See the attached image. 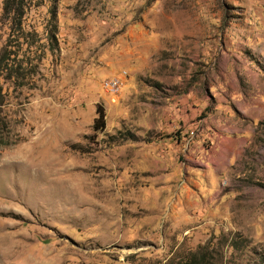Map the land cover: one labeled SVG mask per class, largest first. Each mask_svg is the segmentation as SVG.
I'll return each instance as SVG.
<instances>
[{
  "label": "rangeland",
  "instance_id": "obj_1",
  "mask_svg": "<svg viewBox=\"0 0 264 264\" xmlns=\"http://www.w3.org/2000/svg\"><path fill=\"white\" fill-rule=\"evenodd\" d=\"M5 1L0 264H264V0Z\"/></svg>",
  "mask_w": 264,
  "mask_h": 264
},
{
  "label": "crops",
  "instance_id": "obj_2",
  "mask_svg": "<svg viewBox=\"0 0 264 264\" xmlns=\"http://www.w3.org/2000/svg\"><path fill=\"white\" fill-rule=\"evenodd\" d=\"M232 132L228 130H217L211 135L212 140L215 141L213 146L205 151V157L211 165L219 163L223 159H230L234 153L235 145L241 146L247 143L248 132L246 128L238 130L239 138L233 139Z\"/></svg>",
  "mask_w": 264,
  "mask_h": 264
},
{
  "label": "trees",
  "instance_id": "obj_3",
  "mask_svg": "<svg viewBox=\"0 0 264 264\" xmlns=\"http://www.w3.org/2000/svg\"><path fill=\"white\" fill-rule=\"evenodd\" d=\"M8 1H5V6L8 5ZM9 60V55L7 54L6 51H3V53L0 56V81L3 78H9L11 77L13 79V77L15 76V71L14 73H12V67H8L7 62ZM3 104V90L1 88V84H0V106ZM96 113H97V117L94 120V124L93 127L95 128V130H100L104 127V115H103V111L97 107L96 109ZM195 255H191V258L189 261H187L185 264H203V259L201 257V261L199 258V261L196 260L194 258Z\"/></svg>",
  "mask_w": 264,
  "mask_h": 264
},
{
  "label": "built area",
  "instance_id": "obj_4",
  "mask_svg": "<svg viewBox=\"0 0 264 264\" xmlns=\"http://www.w3.org/2000/svg\"><path fill=\"white\" fill-rule=\"evenodd\" d=\"M123 75L113 76L105 80L103 83V89L108 95H110L111 101H115L117 98V93L122 85Z\"/></svg>",
  "mask_w": 264,
  "mask_h": 264
}]
</instances>
